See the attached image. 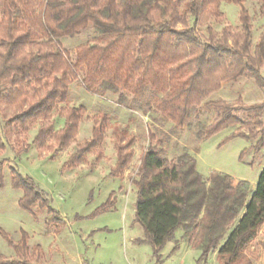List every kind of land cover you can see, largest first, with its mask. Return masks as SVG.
I'll list each match as a JSON object with an SVG mask.
<instances>
[{
    "label": "trees",
    "instance_id": "1",
    "mask_svg": "<svg viewBox=\"0 0 264 264\" xmlns=\"http://www.w3.org/2000/svg\"><path fill=\"white\" fill-rule=\"evenodd\" d=\"M259 1L264 15V0ZM223 2L239 7L241 31L232 35L223 31L219 37L209 31L208 39L202 41L195 32L196 24L204 15L220 16ZM245 2L0 0V150L35 123L40 126L32 143L38 152L68 146L77 136L85 108H63L64 124L58 130L53 129L50 118L57 105L67 101L69 86L79 73L84 89L91 94L125 90L137 99L148 98L149 107L174 126L190 124L196 142L238 124L232 137L259 135V145H263L264 100L238 107L223 101L201 104L220 89L222 82L242 75L252 77L264 90V76L260 74L264 34L253 47ZM177 24L183 28L178 30ZM89 26L96 34L94 42L79 45L74 58L69 57L58 40ZM217 73L223 76L216 79ZM198 107L212 112L210 122L197 125L192 121L191 110ZM235 111L244 118L236 117ZM105 129V116L94 120L91 137L78 146L66 166L83 162L89 152L101 156ZM113 136L116 160L112 174L121 177L133 156L134 137L119 128L113 130ZM164 152L161 145L148 146L132 181L136 190L134 221L143 229L142 241L150 244L157 262L159 251L180 228L184 242L199 251L195 264H206L215 251L217 264H253L247 251L264 222V165L248 204L247 181L234 183L233 177L223 172L204 178L188 152L171 160ZM3 168L0 162V187ZM9 172L13 188L22 191L20 207L32 213L36 205L57 220L47 193L16 169L9 168ZM111 206L108 203L102 208ZM236 220L237 226L220 246ZM261 245L264 249V240ZM0 264L30 263L0 255Z\"/></svg>",
    "mask_w": 264,
    "mask_h": 264
},
{
    "label": "rangeland",
    "instance_id": "2",
    "mask_svg": "<svg viewBox=\"0 0 264 264\" xmlns=\"http://www.w3.org/2000/svg\"><path fill=\"white\" fill-rule=\"evenodd\" d=\"M244 6L251 18L254 47L264 34V15L260 13L259 0H246ZM219 11L220 16L204 15L196 24L195 32L202 41L208 39L209 31L217 37L223 31L231 35L241 31L237 5L223 2ZM192 22V18L189 19V26ZM176 28L180 30L183 26L177 24ZM95 37L93 28L89 26L58 42L69 57L74 58L76 48L93 43ZM260 74L264 76V67L260 68ZM222 76L217 73L215 77L219 79ZM81 79L82 74L79 73L69 86L67 101L59 103L50 118L53 129L58 130L64 124L60 112L63 108H85L77 136L68 146L38 152L32 143L40 126L35 123L0 150V162L4 166L0 187V255L30 264H195L199 251L184 242L180 228L159 251L160 262L155 259L150 244L142 241L143 229L134 221L136 190L132 183L137 176L141 154L150 145H161L168 160L188 152L195 158L196 169L204 178L213 172H223L231 175L234 183L247 181L249 204L264 165V144L259 145L261 137H232L238 128V124H234L196 142L194 128L190 124L174 126L149 107L148 98L137 99L125 90L94 95L84 89ZM263 100L264 90L255 84L252 77L242 75L236 80L222 82L220 89L205 97L201 104L223 101L238 107ZM196 109L199 113L191 110L194 123L210 122L213 117L211 111L205 107ZM234 114L239 119L244 118L239 111ZM102 116L106 118V129L100 145L101 156L89 152L83 162L66 166V161L77 152L78 146L91 137L94 120ZM115 128L134 137L133 156L121 177L112 174L116 160ZM9 168L30 177L47 193L50 206L57 211V220L36 205L31 208L32 213L20 207L22 191L13 188ZM108 203L112 206L102 208ZM238 221L230 227L220 246L225 244ZM263 240L264 222L247 251L253 264H264ZM175 245L177 249L174 250ZM216 253L209 254L206 264H217Z\"/></svg>",
    "mask_w": 264,
    "mask_h": 264
}]
</instances>
